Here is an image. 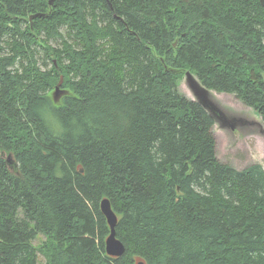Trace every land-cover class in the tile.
I'll list each match as a JSON object with an SVG mask.
<instances>
[{
    "label": "trees",
    "instance_id": "1",
    "mask_svg": "<svg viewBox=\"0 0 264 264\" xmlns=\"http://www.w3.org/2000/svg\"><path fill=\"white\" fill-rule=\"evenodd\" d=\"M186 71L264 121L260 1L0 0V264H264V169L218 160Z\"/></svg>",
    "mask_w": 264,
    "mask_h": 264
},
{
    "label": "rangeland",
    "instance_id": "2",
    "mask_svg": "<svg viewBox=\"0 0 264 264\" xmlns=\"http://www.w3.org/2000/svg\"><path fill=\"white\" fill-rule=\"evenodd\" d=\"M53 45H58L59 41H51ZM184 78V77H183ZM181 78L178 82V91L186 94L188 99H192L185 82ZM212 96L217 102L227 111L233 114L244 116L248 119L260 121L264 127V121L253 108L246 106L242 101L237 99L233 94L211 91ZM212 132L215 137V154L221 162L232 165L237 169H242L252 163H257L264 169V136L259 133L258 129L249 127L247 130H226L219 127L215 123L212 127ZM8 154H4V158ZM12 170L14 168L10 167ZM45 238L39 235L33 241L36 247H39ZM39 264H43L44 256L38 254Z\"/></svg>",
    "mask_w": 264,
    "mask_h": 264
},
{
    "label": "water",
    "instance_id": "3",
    "mask_svg": "<svg viewBox=\"0 0 264 264\" xmlns=\"http://www.w3.org/2000/svg\"><path fill=\"white\" fill-rule=\"evenodd\" d=\"M54 0H49V4H52ZM260 4L264 7V0H259ZM36 17V14L31 15L29 20H32ZM175 45V43H174ZM187 89L192 96V100L197 101L214 119L215 123L219 125L220 128L226 130H234L239 125H254L260 127V132L264 135V127L260 121L254 119H248L244 116L230 113L225 108H223L217 100L212 96L211 90H209L205 85H203L199 79L192 74L190 71H186L183 78ZM62 78L60 77L59 83L55 86L52 92V98L55 103H57L62 95V90L60 89V84ZM186 96V94L182 93ZM5 152H2L1 155L4 158ZM5 163L7 166L16 168V163L9 153L5 158ZM99 207L103 215L105 216L106 222L109 227V233L104 238V249L107 255L113 257H120L125 251L124 243L116 235V224H117V215L112 209L111 203L108 198H103L99 202ZM138 264H143L139 262Z\"/></svg>",
    "mask_w": 264,
    "mask_h": 264
},
{
    "label": "flooded vegetation",
    "instance_id": "4",
    "mask_svg": "<svg viewBox=\"0 0 264 264\" xmlns=\"http://www.w3.org/2000/svg\"><path fill=\"white\" fill-rule=\"evenodd\" d=\"M249 127H254V128H256V129H258V131H259V133L260 134H262L261 132H260V127L259 126H254V125H249V124H245V125H239L238 127H236L234 130H238V129H241V130H247V128H249ZM263 135V134H262ZM264 136V135H263Z\"/></svg>",
    "mask_w": 264,
    "mask_h": 264
}]
</instances>
